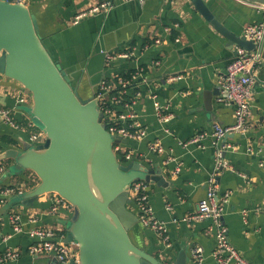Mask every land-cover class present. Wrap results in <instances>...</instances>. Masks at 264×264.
<instances>
[{"label": "crops", "instance_id": "obj_1", "mask_svg": "<svg viewBox=\"0 0 264 264\" xmlns=\"http://www.w3.org/2000/svg\"><path fill=\"white\" fill-rule=\"evenodd\" d=\"M106 1L25 0V4L46 50L72 80L80 81L85 75L95 85L136 67L145 68L148 79L140 88L141 98L134 104L133 113L146 138L128 141L125 146L133 151L134 159L160 172L159 177L165 180V184L148 183V205L163 226L170 247L142 226L130 232L132 242L156 259L167 256L172 263L184 253L186 264H195L190 251L199 246L203 264H216L212 257L216 246L213 223L188 219L206 196L209 178L215 176L218 196H227L221 221L229 243L250 264H264V44L261 63L254 68L248 130L215 142L213 126L234 123V106L218 102L216 83L237 45L210 26L191 0L118 2L107 13L73 23L77 14ZM203 1L216 20L238 38L247 25L264 24L254 6L239 0ZM126 51L132 53L129 58L110 65L102 56ZM154 103L165 108L162 113L169 116L167 122L159 120ZM29 104L23 89L0 75V108L10 110L19 123L27 116L24 107ZM198 133L204 134L199 145L184 146ZM17 135L26 138V133L0 121V154L9 148L20 149ZM155 141L162 145V154L149 151V144ZM227 145L231 148H221ZM220 151L227 167L216 170L215 155ZM2 166L5 174L0 187L16 184L17 178L25 179V173L17 176L8 172V165ZM20 203L15 195L0 202V255L8 250L19 253L16 259L0 264H49L48 259L30 255L33 239L28 231L40 226L63 229L59 221L71 216L65 212L46 215L51 195L39 197L30 207ZM14 213L20 216L21 233L13 231L9 220ZM31 219L37 222L32 224Z\"/></svg>", "mask_w": 264, "mask_h": 264}, {"label": "water", "instance_id": "obj_2", "mask_svg": "<svg viewBox=\"0 0 264 264\" xmlns=\"http://www.w3.org/2000/svg\"><path fill=\"white\" fill-rule=\"evenodd\" d=\"M239 1L264 7V0ZM191 3L230 42L262 54L264 38L259 47L238 38L216 20L203 0ZM0 75L29 96L24 113L45 136L34 146L17 135L20 149L9 148L0 154V161L12 162L8 172L18 176L29 171L38 180L17 196L21 205L30 207L39 197L51 195L73 208L70 219L59 221L65 227V241L77 245V261L68 264H186L184 253L172 263L132 242L130 232L144 226L130 209L131 186L138 181L165 184V180L137 160L120 161L114 145L121 139L106 129L96 98L99 82L91 84L85 75L72 80L55 64L25 3L0 0ZM48 262L60 264L56 259Z\"/></svg>", "mask_w": 264, "mask_h": 264}, {"label": "built area", "instance_id": "obj_3", "mask_svg": "<svg viewBox=\"0 0 264 264\" xmlns=\"http://www.w3.org/2000/svg\"><path fill=\"white\" fill-rule=\"evenodd\" d=\"M13 3H25V0H11ZM131 0H109L101 2L92 8L82 11L74 17L73 23L77 24L84 17L93 16L99 13H107L118 2H128ZM142 2L143 0H138ZM264 19V7H255ZM242 37L246 40L253 41L259 47L264 38V24L256 23L247 25L242 33ZM158 43V40H156ZM131 51L121 53L105 54V60L110 65L116 60L127 59L132 53ZM261 63V55L256 49L248 52L241 47H236L233 59L227 64L223 74L218 79L216 86L218 87V102L224 105L234 106V123L230 126L221 127L214 125L211 131V137L215 142L221 141L225 136L234 133L245 134L249 127V117L251 111V101L253 97V83L256 79L254 68ZM134 74L129 79H116L119 75L101 80L98 84L96 98L100 111L103 114V123L110 126L108 132L114 136H118L121 142L114 145V151L118 155L120 161L124 158V162H130L134 159L133 151L128 149L122 140L125 141H141L146 138V131L137 121L133 113V106L141 98L140 88L148 79L145 68L136 67ZM126 74V73H125ZM124 75V74H120ZM107 81H110L108 83ZM114 90H119L116 96L112 95ZM26 95V94H25ZM154 109L157 117L162 122H167L169 116L162 113L164 107L154 103ZM0 121L8 125L14 130L26 133L23 128L13 118L10 110L0 108ZM31 123V122H30ZM204 134L198 133L184 143V146L199 145ZM26 139L32 145H40L44 142L45 136L39 131L32 134L26 133ZM202 147V146H201ZM231 148L230 145L221 146V148ZM149 151L153 154H162L164 149L162 145L155 141L149 144ZM215 168L219 170L226 168V164L221 157V151L215 155ZM168 163V162H165ZM5 168L0 166V185L4 177ZM34 175H25V180H34ZM148 183L138 181L131 186L130 189V209L136 214L138 220L144 227L154 231L158 237L162 238L165 246L170 247L163 226L154 219L150 206L148 205ZM27 191L24 186L17 184L0 187V202L4 201L8 196L22 195ZM227 202V196L220 198L217 194V186L215 176L209 178V186L206 196L200 200L197 210L188 218L194 221L210 220L214 225V236L216 238V246L212 252V257L216 264H250L245 260L237 250L229 243L227 231L221 219L223 216V205ZM60 212H65L72 216L73 208L56 196H52V204L46 215L56 216ZM9 220L13 226L15 233L23 231L20 216L17 213L12 214ZM32 224L36 223V219H31ZM29 236L33 239L29 246V253L34 258L56 259L60 264H68L70 261H77L78 250L75 243H67L65 241V228L58 227H38L28 231ZM191 258L195 264H203V249L199 246L191 248ZM19 256L18 251H6L0 255V263L7 260L16 259ZM168 259L167 256L163 257Z\"/></svg>", "mask_w": 264, "mask_h": 264}, {"label": "trees", "instance_id": "obj_4", "mask_svg": "<svg viewBox=\"0 0 264 264\" xmlns=\"http://www.w3.org/2000/svg\"><path fill=\"white\" fill-rule=\"evenodd\" d=\"M134 70H131L130 72L124 74V75H119L118 77H116V79H129L133 74H134ZM108 83H110V81H107ZM119 90H114L112 92V95L113 96H116L118 94ZM19 126L21 128H23V130L28 133V134H32V133H35V132H39L40 130L35 127L33 124L30 123V120H29V117L25 116V117H22L21 121L18 123ZM110 126H107V129H109ZM8 142L14 144V142L12 140H8ZM123 160L121 162L125 163L124 162V158H122ZM9 163H11L10 160H5V161H2L1 164L2 165H5V167L8 165L9 166ZM30 172L29 171H25V175H29ZM32 174V173H31ZM38 183V180L36 177H34V180H25V179H16V184L17 186H24V188L26 190H30L32 189L34 186H36V184Z\"/></svg>", "mask_w": 264, "mask_h": 264}, {"label": "rangeland", "instance_id": "obj_5", "mask_svg": "<svg viewBox=\"0 0 264 264\" xmlns=\"http://www.w3.org/2000/svg\"><path fill=\"white\" fill-rule=\"evenodd\" d=\"M12 169L10 168V166H8V171H11Z\"/></svg>", "mask_w": 264, "mask_h": 264}]
</instances>
